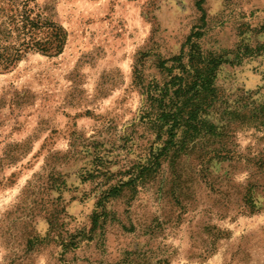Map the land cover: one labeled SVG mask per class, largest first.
<instances>
[{"label": "rangeland", "instance_id": "obj_1", "mask_svg": "<svg viewBox=\"0 0 264 264\" xmlns=\"http://www.w3.org/2000/svg\"><path fill=\"white\" fill-rule=\"evenodd\" d=\"M30 5L63 42L0 63V264H264V124L227 116L264 99V55L230 53L264 44V0ZM195 32L227 60L218 136L155 166L134 74Z\"/></svg>", "mask_w": 264, "mask_h": 264}, {"label": "trees", "instance_id": "obj_2", "mask_svg": "<svg viewBox=\"0 0 264 264\" xmlns=\"http://www.w3.org/2000/svg\"><path fill=\"white\" fill-rule=\"evenodd\" d=\"M31 1L12 2L6 12L1 64L9 65L24 51L46 53L62 47L59 29L35 13ZM13 37L18 43L16 49L7 43ZM201 37V32L190 34L177 55L159 60L156 67L159 79L146 80L140 71L134 74L141 96L139 119L154 136L151 147H155L152 148L155 166L161 158L177 160L205 140L218 136V128L209 116L215 114L221 101L215 81L219 68L227 60L224 55L205 53L199 44ZM230 53L238 61L252 59L264 55V44L255 48L244 46ZM227 116L229 120L235 117L264 124V99L258 102L250 94L242 114L234 108L227 111Z\"/></svg>", "mask_w": 264, "mask_h": 264}]
</instances>
